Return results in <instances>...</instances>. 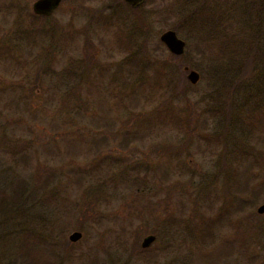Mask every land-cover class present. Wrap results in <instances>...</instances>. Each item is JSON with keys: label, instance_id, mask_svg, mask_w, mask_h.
Returning <instances> with one entry per match:
<instances>
[{"label": "rangeland", "instance_id": "1", "mask_svg": "<svg viewBox=\"0 0 264 264\" xmlns=\"http://www.w3.org/2000/svg\"><path fill=\"white\" fill-rule=\"evenodd\" d=\"M34 1L0 0V191L18 199L0 210V264L21 253L33 264H264L255 211L264 192L232 218L251 223L236 231L220 220L208 241L198 237L221 201L222 162L264 171V0H60L39 20ZM167 30L183 41L181 55L159 41ZM154 47L166 66L151 82L142 80L151 70L135 74L126 58ZM23 87L36 95L22 99ZM105 123L135 134L126 149L121 138L93 143ZM36 169L51 180L35 185ZM89 200L97 214L84 218ZM74 231L81 237L70 243ZM147 235L154 241L142 249Z\"/></svg>", "mask_w": 264, "mask_h": 264}, {"label": "trees", "instance_id": "2", "mask_svg": "<svg viewBox=\"0 0 264 264\" xmlns=\"http://www.w3.org/2000/svg\"><path fill=\"white\" fill-rule=\"evenodd\" d=\"M112 1L116 5L119 6L124 5L121 0H112ZM158 1L159 4L162 5V7H166L168 1L170 0H158ZM197 10L198 8L193 9L192 13L198 14V12H196ZM31 18L35 20L45 19V17L37 16L34 14H31ZM152 50L154 53L152 54V56H149L148 58L144 57L146 56L145 53L139 56L130 54L129 56H127L126 61L128 62V65L133 66V71L135 74L141 73L143 68L151 70L150 79L146 77L142 80H147V81L151 80V82H156L158 79L161 80V77L163 75V69L166 66V61L158 57V55L156 54V51H158V49L156 47L152 48ZM199 53H203V50L199 51ZM0 58L2 57L0 56ZM84 67H85V72L88 73V77H89L91 69L90 70L88 69L89 67L88 61L84 65ZM179 73L183 76V72L180 71ZM98 75L102 76L100 73ZM37 79L41 80V73H39ZM182 81L183 82H179L177 83V85H175L174 92L170 94L169 98L165 100L163 110L166 116L170 117L169 111H174L172 108L171 99L174 98L175 94L181 93L186 86L185 79H182ZM38 82L39 81L37 80L35 81L36 88H34V90L39 91V87L37 86ZM4 89L5 86L0 87V92L3 91ZM97 91L102 92V88H99V86H97ZM28 93L29 95L32 94L33 96L36 95V93L29 90V88L23 87L21 98L22 99L28 98L27 97ZM225 104H228V102H226ZM172 119H175L174 124H178L176 122V120H179L177 116L173 117ZM135 120L136 119H134V121ZM184 121H186V119ZM185 126L188 127V124H186ZM104 128L107 133L103 131L102 134L100 135V141H96L93 143L95 144L100 143V145L105 146L107 145L106 142L107 139H109L108 140L109 143V141L114 142L117 138H121L122 141L119 142L117 146L119 149L124 150L127 148L129 137L135 136L133 132H131L130 134L128 131L122 130L121 129L123 128L122 126H120V128L118 129H113L112 125L105 123ZM207 138H208L207 135L203 136V139H207ZM212 138L213 140H218V137L212 136L210 139H207V141L212 140ZM21 159L25 160L27 159V156L22 155ZM105 160H108V158L104 159V157L101 156V158L93 159V162H95V164L98 165L103 161L106 162ZM229 161L230 164L226 162L225 163L222 162V167H224L226 170V174H225L226 179L223 182L222 194L219 196L216 195L215 197L216 200L220 201L221 199L217 211L213 215V217H209L201 220L202 228L199 232L198 237L201 239V242L204 243L208 241L207 239H209V237L211 236V232L214 230L215 224L220 220H224L228 222L230 225H233L236 231L238 229V223L240 222L242 223L243 221H246L247 223H251L252 221L249 218L245 220L238 218L232 219V218H234L235 214L241 213L247 206L254 204L258 200L260 195H262V193L264 192V171L263 173L261 172V170H259L258 172H253L254 168L258 169L256 163L252 164L249 161L247 164H245V162L248 160H238L236 158L230 159ZM51 178L52 175L48 174L45 170L36 169L34 172V179L36 183L35 185H38V183L41 181L43 186L44 184L48 183L51 180ZM229 180L232 183L230 187L225 183V181H229ZM5 201H9L12 202V204H14L18 202V199L16 198L15 195L6 196L2 191H0V210L5 207V205L3 204ZM86 202H87L86 203L87 207L90 209V213L88 216L84 218H88V217L93 218L97 214L96 211L94 210L97 207V204L95 203V201H90V200ZM80 214H82V216H85V213L83 211H81ZM96 222L99 223L100 218H98ZM78 230H80V228H78ZM234 242L235 241H233V248L235 247ZM63 245H65V247H68L67 243L65 244L63 243ZM236 247H238L236 248L237 252L239 251L238 253L240 254L245 253V251L241 250L240 244H237ZM18 257L22 258V260H20L21 264H33L31 261L25 258L26 257L25 254L21 253ZM18 257L14 258L10 264H17ZM64 260H65L64 257L61 256L57 259V261L54 264H63ZM46 264H52V263H46Z\"/></svg>", "mask_w": 264, "mask_h": 264}, {"label": "water", "instance_id": "3", "mask_svg": "<svg viewBox=\"0 0 264 264\" xmlns=\"http://www.w3.org/2000/svg\"><path fill=\"white\" fill-rule=\"evenodd\" d=\"M124 4L136 8L139 5H141L144 0H121ZM60 0H35L32 4L31 11L34 15L45 17L51 15L54 10L59 5ZM159 41L162 43V45L166 48V50L175 56H179L182 54L184 49V43L180 39L177 38L175 33L171 30H167L163 32L159 36ZM186 70V68H184ZM187 80L194 84L197 79L198 75L194 71H189L186 76ZM256 213L261 215L264 214V203L260 204L256 207ZM81 237V233L74 231L70 233L67 237V240L70 243H74L77 240H79ZM154 241V237L152 235H147L143 237L140 243V247L142 249L147 248L152 242Z\"/></svg>", "mask_w": 264, "mask_h": 264}]
</instances>
